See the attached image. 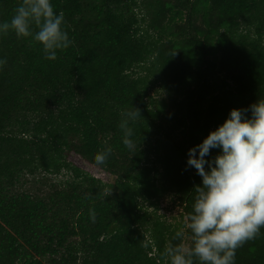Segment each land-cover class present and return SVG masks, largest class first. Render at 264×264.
Returning <instances> with one entry per match:
<instances>
[{"label":"trees","instance_id":"1","mask_svg":"<svg viewBox=\"0 0 264 264\" xmlns=\"http://www.w3.org/2000/svg\"><path fill=\"white\" fill-rule=\"evenodd\" d=\"M51 2L72 41L55 60L32 37L0 35V264H168L184 239L159 202L192 211L202 178L188 150L264 99V0ZM21 3L0 0V22ZM134 107L130 151L119 124ZM235 264H264V228Z\"/></svg>","mask_w":264,"mask_h":264},{"label":"clouds","instance_id":"2","mask_svg":"<svg viewBox=\"0 0 264 264\" xmlns=\"http://www.w3.org/2000/svg\"><path fill=\"white\" fill-rule=\"evenodd\" d=\"M64 22L63 11L57 13L51 0H22L10 22H0V35L11 30L18 38L32 37L42 45L45 59L55 60L57 51L72 43ZM6 63L0 58V68ZM135 109L123 112L119 124L130 151L135 141L129 125L141 115ZM213 149L218 150L215 156ZM111 151L108 147L95 154V163L104 165ZM187 156V165L202 178L185 222L190 244H169L163 255L168 264H235L236 250L264 228V99L248 109H231ZM184 237L178 230L173 239Z\"/></svg>","mask_w":264,"mask_h":264},{"label":"rangeland","instance_id":"3","mask_svg":"<svg viewBox=\"0 0 264 264\" xmlns=\"http://www.w3.org/2000/svg\"><path fill=\"white\" fill-rule=\"evenodd\" d=\"M158 97L157 99L159 100V105H164V104H168V96L166 92H159L158 93ZM97 176H101L103 179H107L108 176L105 175L104 173H102L101 171H96ZM43 178H32L27 185L33 187L34 189L37 188H46L51 186V184H55V183H59L62 180L66 179L68 177V174L63 171L60 174H45L43 175H39ZM161 201L159 202V214L163 215L164 217H166L170 222L177 224L181 227V229L184 231L185 233V237H184V241L183 243L187 246L188 244H190V235L187 233L186 231V227H185V222L187 220V217H185L184 219L181 217V214L184 211V206L182 205V203L176 199L175 196L173 195H166L164 197H162L160 199ZM151 209H153L154 207L151 206Z\"/></svg>","mask_w":264,"mask_h":264}]
</instances>
